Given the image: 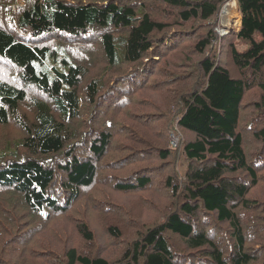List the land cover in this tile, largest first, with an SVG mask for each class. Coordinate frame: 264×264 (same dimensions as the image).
<instances>
[{"label": "trees", "instance_id": "trees-1", "mask_svg": "<svg viewBox=\"0 0 264 264\" xmlns=\"http://www.w3.org/2000/svg\"><path fill=\"white\" fill-rule=\"evenodd\" d=\"M163 1L179 9L178 16L184 24L212 23L224 2ZM127 2L30 0L19 9L15 7L16 0H0V11L6 12L0 15V60L15 68V74L11 75L14 78L0 70V126L14 123L21 128L20 137L1 148L0 188L13 189L22 195V201L42 221L51 220L54 213L66 212L71 202L93 185L99 174L97 161L110 145L111 134L106 131L97 137L90 134L79 145L83 138L80 131L84 124L80 120L83 106L97 105L106 86L98 76L83 88L91 73L84 61L89 62L99 46L101 62L108 65L106 71L123 64L137 66L153 51L158 35L170 31V24L156 21L144 3ZM237 3L241 23L239 30L233 32L234 38L246 46L238 49L231 43L228 55L236 68L260 75L257 84L262 95L256 105L263 110L264 0H237ZM181 27L185 31L186 26ZM58 37L67 41L51 43ZM216 40L217 33L211 27L194 44V51L203 56L199 69L204 73L205 84L181 98L182 111L176 119L178 128L189 136L194 134L181 147L188 162L178 177L183 181H176L172 173L167 184L183 195L184 202L163 223L131 242L126 258L117 264H250L253 260L246 249L247 238L240 226L242 217L238 209L252 207L248 195L258 183L259 168L249 161L246 132L241 128L246 91L257 84L233 77L227 65L211 56ZM137 68L129 71V75L119 74L124 78L118 83L127 79L126 87H131L140 76L141 70ZM124 89L116 93L120 96ZM256 135L264 141V128ZM20 149L26 157L19 156ZM169 154L170 151L163 152L165 158ZM235 175H246L250 181L241 182ZM136 180L137 185L124 182L117 184V188L130 191L145 188L151 182L148 177ZM213 215L235 231V249L229 255L219 246L218 238H211ZM79 227L85 239L93 240L88 224L80 222ZM110 231L120 233L116 227ZM172 234L182 240L179 244L182 249L169 240ZM76 251L72 248L68 252L69 264H116Z\"/></svg>", "mask_w": 264, "mask_h": 264}, {"label": "rangeland", "instance_id": "rangeland-1", "mask_svg": "<svg viewBox=\"0 0 264 264\" xmlns=\"http://www.w3.org/2000/svg\"><path fill=\"white\" fill-rule=\"evenodd\" d=\"M28 1L16 0L15 7L21 9ZM82 1L144 3L156 21L170 24V31L158 35L153 51L137 66L123 64L106 71L108 65L101 62L99 46H96L91 60L84 61L91 73L84 80L83 88L98 76L106 85L97 105L85 103L80 118L84 124L80 130L83 138L79 145L92 133L94 137L101 131L111 134L105 155L97 161L99 174L93 185L71 202L70 209L54 213L49 221H42L15 190L1 187L0 264H69L68 252L72 248L77 250V254L90 258L102 257L117 264L126 258L131 242L144 236L151 227L163 223L183 204V195L175 193L167 184L172 173L179 181L178 177L182 176L181 172L188 165L182 148L194 134L189 136L184 129L178 128L176 119L179 111H182L181 98L205 84L204 73L199 69L203 56L194 51L200 34L205 36L213 27L217 40L211 56H216L220 64L227 65L233 77L250 80L251 85L258 83L259 74L236 68L228 55L231 43L238 49L246 46L237 41L233 33L239 30L241 22L237 0H224L216 19L207 24L199 21L182 23L178 16L179 9L168 6L163 0ZM5 14L1 9L0 15ZM181 26H186L185 31H181ZM66 41L58 37L51 43ZM207 54L209 57V52ZM135 67L141 70L138 81H131V87H126L127 79L118 83L124 78L121 75ZM0 70L5 76L14 78L11 75L15 74V68L7 61L0 60ZM122 89L124 91L119 96L116 91ZM261 95L258 84L247 89L241 118L249 161H252L253 167L260 169L257 168L258 183L248 195L252 207L238 209L242 217L240 226L247 238L246 249L253 257L250 264H264V141L256 135L264 128V109L259 110L256 105ZM20 132L21 128L14 123L0 126V151L6 143L20 137ZM166 151H170V154L165 158L163 152ZM19 153L20 157H26L23 149ZM138 177H148L151 182L145 188L130 191L117 188V184L124 182L137 185ZM237 177L239 181L243 180L241 182L250 181L246 175H235ZM213 217L215 226L211 238H218L219 246L229 255L235 249V231L229 223H220L216 216ZM80 222L88 224L93 240L85 239ZM111 227L119 228V235L111 232ZM169 238L182 249L179 245L182 240L178 236L172 234Z\"/></svg>", "mask_w": 264, "mask_h": 264}, {"label": "built area", "instance_id": "built-area-1", "mask_svg": "<svg viewBox=\"0 0 264 264\" xmlns=\"http://www.w3.org/2000/svg\"><path fill=\"white\" fill-rule=\"evenodd\" d=\"M241 23V22H240Z\"/></svg>", "mask_w": 264, "mask_h": 264}]
</instances>
